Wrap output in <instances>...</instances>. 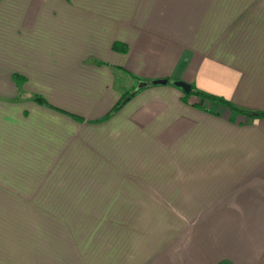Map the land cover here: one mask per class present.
Instances as JSON below:
<instances>
[{
  "label": "crops",
  "instance_id": "0c3cea01",
  "mask_svg": "<svg viewBox=\"0 0 264 264\" xmlns=\"http://www.w3.org/2000/svg\"><path fill=\"white\" fill-rule=\"evenodd\" d=\"M176 82L264 114V0H0V264H264V118Z\"/></svg>",
  "mask_w": 264,
  "mask_h": 264
},
{
  "label": "trees",
  "instance_id": "16d2710c",
  "mask_svg": "<svg viewBox=\"0 0 264 264\" xmlns=\"http://www.w3.org/2000/svg\"><path fill=\"white\" fill-rule=\"evenodd\" d=\"M15 78L17 80L18 76H16ZM190 94H195L196 96H198L200 98H204V99L211 100V101H218L220 103H223L228 108H230L231 110H237L241 115L246 116V117L264 118V114H262V113H260V114H254V113H248V112H245V111H242V110H238V109H236L235 107H233L232 105H230L229 103L225 102L222 99H218L216 97H212V96H209V95H205V94H203L201 92L196 91L195 89H191L190 90ZM33 100L36 101V102H38L41 105L48 106L47 103L45 102V100L43 98H41V97L33 96ZM120 106H121V104L120 105L118 104L116 107H114L113 111L114 112L117 111L120 108Z\"/></svg>",
  "mask_w": 264,
  "mask_h": 264
},
{
  "label": "water",
  "instance_id": "95a60500",
  "mask_svg": "<svg viewBox=\"0 0 264 264\" xmlns=\"http://www.w3.org/2000/svg\"><path fill=\"white\" fill-rule=\"evenodd\" d=\"M166 81H156V82H153V84H165ZM176 87L182 89L184 91L185 94H188L190 92V86L182 83V82H176L174 84Z\"/></svg>",
  "mask_w": 264,
  "mask_h": 264
}]
</instances>
